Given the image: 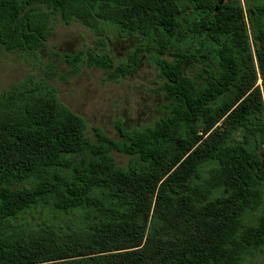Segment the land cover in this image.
<instances>
[{"label":"trees","instance_id":"trees-1","mask_svg":"<svg viewBox=\"0 0 264 264\" xmlns=\"http://www.w3.org/2000/svg\"><path fill=\"white\" fill-rule=\"evenodd\" d=\"M58 22H80L105 46L112 30L141 42L118 60L93 47L61 54L66 73L0 91V264L264 254V0H0V55L34 56ZM145 59L167 115L134 129L118 120V139L100 127L90 137L51 83L83 66L120 83ZM40 209L56 219L32 221Z\"/></svg>","mask_w":264,"mask_h":264},{"label":"rangeland","instance_id":"rangeland-1","mask_svg":"<svg viewBox=\"0 0 264 264\" xmlns=\"http://www.w3.org/2000/svg\"><path fill=\"white\" fill-rule=\"evenodd\" d=\"M140 42L141 38L120 36L116 30H112L105 46L80 22L71 25L58 22L46 47L34 56L17 53L0 55V91L29 76L45 79L46 70L66 73L69 67L61 54H75L93 47L97 51L105 50L118 60L126 58ZM51 83L57 87L61 101L86 119L90 137H93L92 128L100 127L110 137L118 139L115 127L118 120L127 129H134L150 126L167 115V101L160 91L162 80L156 67L147 59L141 62L135 75L120 83L109 82L102 70L85 66L79 73L70 74L65 79L55 76ZM258 85L262 86L261 78ZM114 155L120 166L127 164V157L117 152ZM55 215L52 210L40 209L30 217L38 223L42 220L53 221ZM248 264H264V254L254 257Z\"/></svg>","mask_w":264,"mask_h":264}]
</instances>
